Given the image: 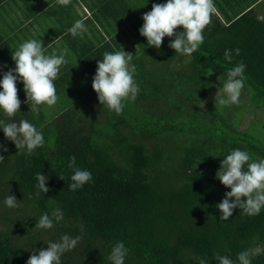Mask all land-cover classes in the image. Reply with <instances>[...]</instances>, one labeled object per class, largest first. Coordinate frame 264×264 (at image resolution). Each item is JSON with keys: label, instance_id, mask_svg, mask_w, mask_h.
I'll use <instances>...</instances> for the list:
<instances>
[{"label": "trees", "instance_id": "obj_1", "mask_svg": "<svg viewBox=\"0 0 264 264\" xmlns=\"http://www.w3.org/2000/svg\"><path fill=\"white\" fill-rule=\"evenodd\" d=\"M203 35L204 43L191 56L169 47L174 36H165L160 49L146 40L133 52L125 50L137 66L140 92L119 115L101 105L92 88L97 61L113 49L109 46L86 54L79 76L66 75L65 89L57 93L60 105L51 115L28 109L18 95L19 116L42 131L45 145L32 156L17 154L0 128V144L8 148L0 151L5 157L0 264H26L33 252L38 255L48 241L65 234L81 240L61 256V264H112L109 255L118 241L128 249L125 264H200V259L218 264L216 253L239 264L244 250L255 253L251 264H264V209L248 216L237 208L221 220L217 205L231 189L216 177L223 158L235 149L247 151L253 161L264 160V22L246 12L224 26L213 14ZM226 49L232 50L231 62L224 59ZM241 62L247 80L240 103L215 105V98L226 97L220 88L228 70ZM4 72L0 69V79ZM97 108L102 119L93 118ZM253 110L260 112V127L250 120L240 130V116ZM0 119L8 120L2 111ZM72 156L93 178L76 191L68 187ZM38 172L49 177L50 189L39 196ZM10 194L19 207L5 206ZM55 209L62 210V220L52 229L35 227Z\"/></svg>", "mask_w": 264, "mask_h": 264}, {"label": "clouds", "instance_id": "obj_2", "mask_svg": "<svg viewBox=\"0 0 264 264\" xmlns=\"http://www.w3.org/2000/svg\"><path fill=\"white\" fill-rule=\"evenodd\" d=\"M61 6H68L71 0H57ZM216 12L214 0H167L166 3H153L152 9L143 14V26L139 29L140 35L147 38V44L160 49L163 38L175 37L169 47L176 53L191 56L204 43L203 32L212 24V16ZM178 26L183 30L177 32ZM83 20H77L68 30L75 38L83 37L86 32ZM239 55V49L235 50ZM65 48L60 54L46 55L43 41L31 39L19 45L12 53L15 68L3 73L0 79V111L8 118L0 119V128L3 129L7 140L13 142L17 148V154L32 156L35 150L45 145L42 131L26 119L18 122L15 117L20 112L21 101L18 98L17 81L22 80L27 102L35 105L54 106L58 101V95L54 81L62 66L68 63ZM224 59L231 62L232 50L226 49ZM133 55L125 50L105 52L103 59L97 61L96 73L93 77L92 88L98 94L101 105L106 106L116 114H122L129 101L134 102L140 92L135 79L137 66L130 63ZM246 65L241 62L227 72V80L224 83L226 97L215 98V105L231 106L240 103L241 92L245 86ZM16 73V74H13ZM211 74V72L209 73ZM0 151L7 152L8 148L0 144ZM5 157L0 155V162ZM69 168L74 169L71 181L68 185L70 191L82 188L86 183L92 182V173L76 167V157L69 158ZM64 179L63 176H59ZM220 182L231 190L225 193V197L217 207L222 213L220 219L227 221L233 215L234 209H241L248 216L258 215L264 209V160L253 161L247 151L233 150L221 162V167L216 173ZM48 176L38 172L37 184L40 192L47 193L50 189L46 186ZM234 198V199H233ZM15 195L5 198L4 204L9 208H17ZM63 219L60 209L53 210L51 216L44 213L35 227L52 229L55 222ZM80 236L71 237L63 235L59 240L48 241L46 249L39 250V254L33 252L26 264H61V256L75 249ZM128 249L122 241H118L111 250L109 260L112 264H125ZM255 255L252 250H244L238 253L239 264H251V257ZM218 264H234L229 256L215 254ZM200 264H208L206 259H200Z\"/></svg>", "mask_w": 264, "mask_h": 264}, {"label": "crops", "instance_id": "obj_3", "mask_svg": "<svg viewBox=\"0 0 264 264\" xmlns=\"http://www.w3.org/2000/svg\"><path fill=\"white\" fill-rule=\"evenodd\" d=\"M166 2L71 0L68 6H61L57 0H0V69L7 72L15 68L12 53L27 40H42L46 55H58L67 48L68 63L61 67L54 81L57 93L61 94L66 86V75L73 78L84 72L80 61L86 54L106 46L113 48L106 52L130 50V30L139 32L144 23L143 14L151 11L153 3ZM214 5V15L221 25L228 26L246 12L264 22V0H214ZM77 20H83L87 29L82 38H74L68 31ZM17 88L28 109H40L32 101L27 102L22 80Z\"/></svg>", "mask_w": 264, "mask_h": 264}, {"label": "rangeland", "instance_id": "obj_4", "mask_svg": "<svg viewBox=\"0 0 264 264\" xmlns=\"http://www.w3.org/2000/svg\"><path fill=\"white\" fill-rule=\"evenodd\" d=\"M145 39H147V38L144 37V36H142V35H140V32L134 31V35H133V32H132L131 33L132 52L135 49H137V48H135L136 45L141 46L143 44V42H144ZM146 69H147V66H146ZM220 90L222 92L224 90V87L222 86L220 88ZM213 95H215V94L213 93ZM242 100H243L242 102H244V103L247 102V100H245V97ZM58 105H60V102L59 101H57V103L54 106H51V107H49L47 105H39V107H40V109L44 110L47 115H51L52 110L53 109H56ZM66 107H69V105H67ZM34 111H36V110H34ZM253 111H246L243 115L240 116L239 122H238V127H239L240 130H244L247 127V123H249L250 120H253L254 121L255 127H260V123L256 121L257 118L259 117L260 112L258 110L254 111V112ZM92 113H95V115L93 116V118H100V119H102L104 117V115H103L104 113H103V110L101 108H97L96 110H93ZM19 115L20 114H17V116L15 118L20 117V118L23 119V117L22 116H19ZM20 118H18V120H20ZM263 122H264V117H263ZM260 130H261V133L264 134V129L263 128H260ZM0 227H2L1 224H0Z\"/></svg>", "mask_w": 264, "mask_h": 264}]
</instances>
